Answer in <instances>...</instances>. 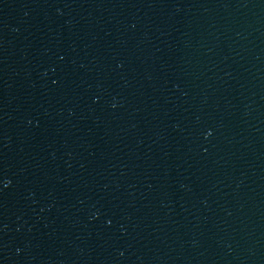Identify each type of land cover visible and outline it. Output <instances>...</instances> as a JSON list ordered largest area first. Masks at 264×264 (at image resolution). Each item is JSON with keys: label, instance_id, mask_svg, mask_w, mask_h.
<instances>
[{"label": "water", "instance_id": "obj_1", "mask_svg": "<svg viewBox=\"0 0 264 264\" xmlns=\"http://www.w3.org/2000/svg\"><path fill=\"white\" fill-rule=\"evenodd\" d=\"M0 264H264V0H0Z\"/></svg>", "mask_w": 264, "mask_h": 264}]
</instances>
